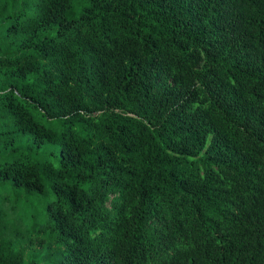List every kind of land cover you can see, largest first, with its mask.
<instances>
[{
    "label": "trees",
    "instance_id": "16d2710c",
    "mask_svg": "<svg viewBox=\"0 0 264 264\" xmlns=\"http://www.w3.org/2000/svg\"><path fill=\"white\" fill-rule=\"evenodd\" d=\"M0 264H264V0H0Z\"/></svg>",
    "mask_w": 264,
    "mask_h": 264
},
{
    "label": "rangeland",
    "instance_id": "374dc122",
    "mask_svg": "<svg viewBox=\"0 0 264 264\" xmlns=\"http://www.w3.org/2000/svg\"><path fill=\"white\" fill-rule=\"evenodd\" d=\"M76 13H78V11H76ZM46 125H48V123L47 122H44Z\"/></svg>",
    "mask_w": 264,
    "mask_h": 264
}]
</instances>
